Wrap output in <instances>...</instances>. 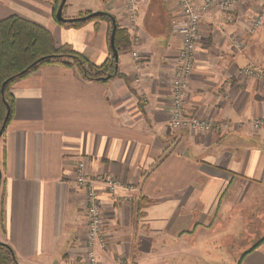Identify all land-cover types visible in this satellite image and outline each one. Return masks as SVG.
Segmentation results:
<instances>
[{"label": "crops", "instance_id": "obj_1", "mask_svg": "<svg viewBox=\"0 0 264 264\" xmlns=\"http://www.w3.org/2000/svg\"><path fill=\"white\" fill-rule=\"evenodd\" d=\"M55 2L0 0V19L19 15L48 28L58 46L98 65L109 59L112 21L63 25ZM96 11L130 36L118 75L90 81L77 68L46 65L12 85L14 113L0 138V241L16 264H85V193L75 182L82 159L89 174L138 189L100 191L109 241L97 251L101 264H264V124H250L264 119V79L243 73L264 69V26L250 32L264 1L214 7L202 19L186 110L233 125L179 139L169 122L181 49L176 0H139L134 29L124 0H67L63 14Z\"/></svg>", "mask_w": 264, "mask_h": 264}, {"label": "built area", "instance_id": "obj_2", "mask_svg": "<svg viewBox=\"0 0 264 264\" xmlns=\"http://www.w3.org/2000/svg\"><path fill=\"white\" fill-rule=\"evenodd\" d=\"M249 0H176L180 14L172 21V31L181 36V49L176 59L175 72L172 80V96L170 107V126L176 132L178 139L184 132L190 134L207 131H224L232 128V122H215L191 115L186 110L187 97L190 91L192 75L197 55V40L200 25L204 16L214 7L221 12H229L238 4ZM264 1V0H263ZM128 28L134 29L138 18L139 0H124ZM264 26V13H259L250 28L253 33ZM232 44L239 50L243 49V42L239 37L231 36ZM133 57L140 60L138 52H133ZM243 73L247 76L264 79V69L258 65L245 67ZM250 124L259 129L264 124L261 117L254 118ZM75 182L84 190L85 200L83 211L87 219L85 241V264H101L97 255L98 249L105 250L109 246L106 234L107 221L101 201L100 191L105 189L114 193L118 189L129 191L138 190L134 185L123 184L119 179L106 174H89L86 162L79 159L75 163ZM118 264H133L131 259H120Z\"/></svg>", "mask_w": 264, "mask_h": 264}, {"label": "trees", "instance_id": "obj_3", "mask_svg": "<svg viewBox=\"0 0 264 264\" xmlns=\"http://www.w3.org/2000/svg\"><path fill=\"white\" fill-rule=\"evenodd\" d=\"M60 2L61 0H56L55 2V18ZM65 6L66 4L64 8ZM111 17L112 15L110 14H103L88 20L104 18L111 22ZM88 20L58 22L63 25L80 26ZM129 45L130 36L128 31L117 25L115 34L116 49L118 52L126 50ZM46 65H62L77 68L85 79L98 82L108 81L119 74L117 61L113 56L112 50L110 58L98 65L91 62L70 44L58 46L55 43L52 32L34 21L19 15L2 18L0 19V129L8 110L6 103L10 107V116L7 124L13 117L14 96L11 88L14 82ZM4 83L6 84L3 92ZM16 263L17 258L13 248L0 241V264Z\"/></svg>", "mask_w": 264, "mask_h": 264}, {"label": "water", "instance_id": "obj_4", "mask_svg": "<svg viewBox=\"0 0 264 264\" xmlns=\"http://www.w3.org/2000/svg\"><path fill=\"white\" fill-rule=\"evenodd\" d=\"M67 0H61L59 6H58V9H57V12H56V18L58 21H62V22H74V21H85V20H88V19H91L93 17H97L99 15H103V14H109V13H106V12H103V11H96V12H92V13H89L85 16H81V17H75V18H66L63 14V8H64V5L66 4ZM112 19V24H113V28H112V32H111V36H110V44H111V48H112V51H113V56L115 57L116 61L118 60V50L116 49L115 47V34H116V29H117V23H116V19L112 16L111 17ZM6 83H4L3 85V88H2V91L4 92V86H5ZM7 107H8V110H7V114L5 116V119H4V123L0 129V138L3 134V131L6 127V124H7V121L9 119V116H10V107H9V104L6 103Z\"/></svg>", "mask_w": 264, "mask_h": 264}, {"label": "rangeland", "instance_id": "obj_5", "mask_svg": "<svg viewBox=\"0 0 264 264\" xmlns=\"http://www.w3.org/2000/svg\"><path fill=\"white\" fill-rule=\"evenodd\" d=\"M222 249H223V248H222ZM222 249H219V250H218V254H219V253H225V252H227V253L232 252V250H225V249L222 250Z\"/></svg>", "mask_w": 264, "mask_h": 264}]
</instances>
